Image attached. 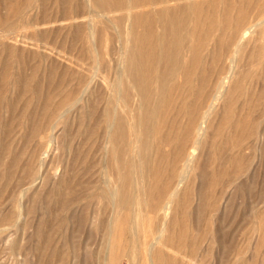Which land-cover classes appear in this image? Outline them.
<instances>
[{
  "label": "bare ground",
  "instance_id": "6f19581e",
  "mask_svg": "<svg viewBox=\"0 0 264 264\" xmlns=\"http://www.w3.org/2000/svg\"><path fill=\"white\" fill-rule=\"evenodd\" d=\"M112 26L120 39L124 34L121 29L126 26L127 50L114 82L107 88L113 95L104 97L100 114L90 109L91 85L96 79L90 76V62L96 55L103 61L106 74V49L101 48L113 37L116 39ZM26 28H34L40 41L53 37V44L47 43L55 46L57 41L59 51L67 45L75 47L78 57L72 63L76 69L69 75L66 69L56 75L57 69L51 68L44 78H30L24 52L11 50L8 43L14 40L15 30ZM107 36L112 38L106 40ZM4 54L19 66L15 76L8 57H1ZM0 67V111L5 109L13 121L20 112L19 105L23 106L18 123L24 131L22 150L16 151L0 139V147L11 154L10 183L13 169L25 162L24 156L27 160L22 176L36 169L41 175L57 140L54 130L58 123L64 125L65 134H72L67 125L70 109L65 108L69 94L72 98L68 104H79L88 121L84 130H79L84 144L103 132L119 159V188L97 193L118 214L127 207L153 201L157 206L163 204L166 220L175 222L179 214L186 215V211H179V205L187 195L186 182L194 168L200 171L196 212L204 214V210L215 207L216 187L228 184L233 186L235 196H255L264 204V142L261 148L252 139L247 141L249 144L245 142L254 133L252 111L264 95V0H0ZM101 80L106 88V75ZM66 88L71 92L65 93ZM9 89L16 95L7 96ZM27 94L30 96L25 100ZM56 96H60L59 102ZM216 116L219 123L214 125L212 118ZM92 119L94 124H90ZM130 120L131 130L127 125ZM1 124L6 125L2 114ZM8 129L10 132L4 136L14 133L12 122ZM212 139H219L214 154L218 165L210 171L208 163H202L197 155ZM162 143L169 149L163 150ZM129 149L135 151V157L129 156ZM82 152L77 147L72 156ZM165 161L169 163L166 183L156 189V195L150 190L155 195L152 198L149 194L153 200L147 198L145 188L136 194V173L145 179L156 178L160 173L156 165L160 167ZM247 167L250 185L236 184ZM60 184L72 192L68 178L63 177ZM58 196L57 204L63 203L62 196ZM233 209L230 249L238 253V238L246 233L249 218L236 201ZM254 218L263 222L264 232V213ZM244 263L248 264L247 258Z\"/></svg>",
  "mask_w": 264,
  "mask_h": 264
},
{
  "label": "rangeland",
  "instance_id": "374dc122",
  "mask_svg": "<svg viewBox=\"0 0 264 264\" xmlns=\"http://www.w3.org/2000/svg\"><path fill=\"white\" fill-rule=\"evenodd\" d=\"M115 15L112 14L111 17ZM125 29L126 26L121 29L124 34L120 39L112 26L111 32L116 39L107 36L106 40L112 39L101 48L102 51L106 49V74L103 61L96 55L91 59L90 76L96 77L90 91L91 94L93 92V108H90L93 112L101 114L104 97L107 99L113 95L107 88L110 82H114L115 73L121 67L122 54L127 50ZM35 31L34 28L15 30L16 36L12 37L14 40L8 42L11 50L18 48L24 52L28 64L26 73L30 78H44L47 69L51 68L57 69L56 75L63 69H66L68 75L76 69L72 63L78 57L75 47L67 45L65 50L59 51L57 41L55 46L52 45L53 37L46 39V42L40 41L39 36L34 35ZM26 35L28 38L24 37ZM1 57L6 58L8 55ZM8 60L10 71L15 76L19 66L14 64L12 57H8ZM103 75H106V88L101 83ZM54 80L56 82L57 76ZM64 92L68 94L71 89L66 88ZM9 95L15 96L16 91L9 89L7 96ZM114 95L117 96V93ZM29 96L25 95L24 99L27 100ZM59 98L60 96H56L55 100L60 101ZM70 98L72 97L68 94L65 108L70 109L67 125L72 134H65L64 125H56L54 133L57 140L41 175L36 169L22 176L27 160V156H24L25 162L13 169V180L10 183L8 172L11 154L0 147V264H245L246 258L248 264H264V232L261 231L263 222L254 218L261 212L264 213V204L257 202L255 196H235L233 186L229 187L228 184L216 187L217 204L211 207L212 210H204V214L196 212L195 208L200 200V182L197 179L200 171L196 168L191 171L186 182L187 195L179 205V211H186V215L179 214L173 223L165 219L163 204L157 206L153 201L127 207L121 214L114 207L106 206L97 193L103 189L109 191L119 188V159L112 153L113 145L103 132L93 135L84 144L79 134L88 121L84 120L79 104H68L71 102ZM22 107L20 104V112H16V119L13 118V121H10V115L5 109L0 111L6 123L5 126H0V139L9 147L11 144L16 151L22 150L23 146L21 135L24 131L18 124L21 121ZM121 109L118 110L119 114L122 113ZM217 111H221L220 104ZM252 117L255 120L254 133L245 142L249 144L247 141L252 139L261 148L264 142V95L262 101L255 105ZM212 120L214 125L219 123L217 116ZM10 122L14 126V133L4 136L5 132H10L7 130ZM93 122L92 119L90 124H94ZM132 124L133 120L127 123L130 130ZM51 135L50 132L49 136ZM130 140L133 142L132 136ZM218 140H210L207 148L197 155L202 163H208V170L218 165L214 158ZM77 147H81L83 152L74 157L72 155ZM161 147L163 150L169 149L166 143H162ZM129 151V156L135 157V151ZM245 152L249 153L247 150ZM107 162L111 164L108 165ZM153 162L154 160L151 164L155 168ZM168 166V161L160 167L156 165V169L160 170L156 178L145 179L136 173L134 192L137 194V190L145 188L147 198L151 199L150 195L154 198L156 189L166 183L164 177ZM248 169L250 168L245 169L243 178L237 180L236 184L243 182L250 185L246 176ZM56 173L58 175L54 176ZM63 177L70 180L72 192L60 184ZM254 187L257 188L258 184ZM151 189L155 195L149 193ZM59 194L63 203L57 204ZM234 201L246 209L243 213L249 218L246 233L238 238V253L230 249Z\"/></svg>",
  "mask_w": 264,
  "mask_h": 264
}]
</instances>
